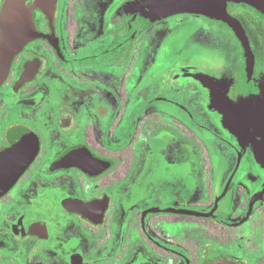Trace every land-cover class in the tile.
Wrapping results in <instances>:
<instances>
[{"label":"flooded vegetation","instance_id":"flooded-vegetation-1","mask_svg":"<svg viewBox=\"0 0 264 264\" xmlns=\"http://www.w3.org/2000/svg\"><path fill=\"white\" fill-rule=\"evenodd\" d=\"M142 1L0 0V42L27 37L0 63V264H264V169L215 108L262 94L264 14L227 4L248 81L226 22Z\"/></svg>","mask_w":264,"mask_h":264},{"label":"water","instance_id":"water-1","mask_svg":"<svg viewBox=\"0 0 264 264\" xmlns=\"http://www.w3.org/2000/svg\"><path fill=\"white\" fill-rule=\"evenodd\" d=\"M229 2L246 3L264 14V0H144L150 8L153 18L165 17L177 13L203 14L226 22L240 40L246 58L248 81L252 80L254 55L241 23L227 12ZM26 34L14 36L13 30L6 26L0 42V63L7 66L13 54L26 40ZM1 80V79H0ZM215 108L222 114L223 124L234 133L241 144L251 142L257 164L264 169V90L261 95L234 106L225 99ZM259 137L260 139H257Z\"/></svg>","mask_w":264,"mask_h":264},{"label":"rangeland","instance_id":"rangeland-1","mask_svg":"<svg viewBox=\"0 0 264 264\" xmlns=\"http://www.w3.org/2000/svg\"><path fill=\"white\" fill-rule=\"evenodd\" d=\"M253 35L255 36V39L257 40V42H259V45H261V47H259L260 56L264 57V27L256 25L255 29L253 30ZM203 133H204L203 137L207 141H209V142L213 141L209 137L208 134H206L205 132H203ZM210 159H211L212 168L214 169L215 173L224 172V169L226 167L228 168L230 166L229 165L230 163L228 161H226L222 156H220V154H214L213 156H211Z\"/></svg>","mask_w":264,"mask_h":264}]
</instances>
